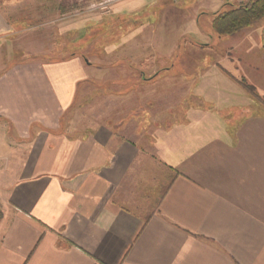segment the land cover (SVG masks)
Listing matches in <instances>:
<instances>
[{"label": "crops", "instance_id": "obj_1", "mask_svg": "<svg viewBox=\"0 0 264 264\" xmlns=\"http://www.w3.org/2000/svg\"><path fill=\"white\" fill-rule=\"evenodd\" d=\"M5 1L0 264H264V114L214 70L247 77L264 97V22L221 41L219 61L187 63L196 104L179 86L148 107L147 93H103L115 81L102 65L6 52L22 24ZM88 80L104 83L91 97L109 98L117 119L79 104Z\"/></svg>", "mask_w": 264, "mask_h": 264}, {"label": "rangeland", "instance_id": "obj_2", "mask_svg": "<svg viewBox=\"0 0 264 264\" xmlns=\"http://www.w3.org/2000/svg\"><path fill=\"white\" fill-rule=\"evenodd\" d=\"M248 1L250 0H6L7 11L15 19H19L22 25L12 38L13 41L6 39L4 50L13 51L12 55L16 59L26 57L49 61L80 57L84 64L88 62L94 66L102 65L99 67L100 72L115 81L110 87L103 88V93L111 90L117 95H123L126 89H130L133 96L147 93L151 97L148 107L157 106V101L154 100L158 94L165 91L169 94L179 86L183 88L181 93L196 104L194 98L187 95L190 94L189 87L195 83L185 80V76L194 73L187 63L198 58L219 61L225 56L222 45L219 46L221 41L264 22L263 17L252 26L233 34L220 35L213 27L212 13L223 9L225 3L239 5ZM214 3L218 10L208 16H199L200 12L207 11ZM231 8L228 6L224 9ZM198 17L201 20L197 24ZM205 44L208 45L207 48ZM216 64L215 71L227 73L245 90L254 105V113L257 111L264 114V103L256 104V98L250 96L241 81L244 79L254 85L259 93L256 85L247 77L241 74L233 76L221 64ZM104 66L107 67L106 70ZM143 77H148L149 82H144ZM173 77L175 80L180 79V82H174ZM98 84L104 83L86 81L82 88L85 99L81 98L79 104H83L89 116L95 114L112 117L109 120L117 119L109 98L93 100L91 97V91ZM122 99H117V108L125 106ZM159 103L158 106H161L160 100ZM100 108L104 112L100 113ZM153 117L155 121L156 114ZM168 117L171 119L172 115ZM138 126L134 122L133 127ZM151 133L152 128L149 130V134Z\"/></svg>", "mask_w": 264, "mask_h": 264}, {"label": "trees", "instance_id": "obj_3", "mask_svg": "<svg viewBox=\"0 0 264 264\" xmlns=\"http://www.w3.org/2000/svg\"><path fill=\"white\" fill-rule=\"evenodd\" d=\"M224 8L231 6V9H221L212 13L214 15L213 27L220 35H230L240 29L252 26L264 17V0H250L247 3L233 5L225 3ZM204 45V44H203ZM207 45V44H205ZM242 85L256 98V104L264 103L263 97L257 92L254 85L242 79ZM2 213L0 212V218Z\"/></svg>", "mask_w": 264, "mask_h": 264}]
</instances>
